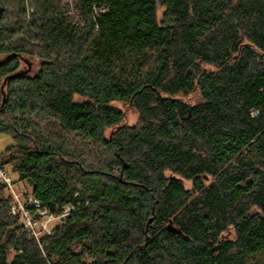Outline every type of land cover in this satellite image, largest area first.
Wrapping results in <instances>:
<instances>
[{"label": "trees", "instance_id": "trees-1", "mask_svg": "<svg viewBox=\"0 0 264 264\" xmlns=\"http://www.w3.org/2000/svg\"><path fill=\"white\" fill-rule=\"evenodd\" d=\"M0 135L70 208L0 181V264H264V0H0Z\"/></svg>", "mask_w": 264, "mask_h": 264}, {"label": "rangeland", "instance_id": "rangeland-1", "mask_svg": "<svg viewBox=\"0 0 264 264\" xmlns=\"http://www.w3.org/2000/svg\"><path fill=\"white\" fill-rule=\"evenodd\" d=\"M164 9H160L159 11V17L160 19L162 18V14H163ZM27 62L30 64V69L27 70L24 66H23V71H26L28 74L30 75H34L38 72L39 70V66H38V62L36 60L32 61V60H27ZM75 101L76 102H85L86 99L76 96L75 97ZM114 106H116L117 108L125 111L126 113V124L128 125H135L138 122V113L131 108L129 105L124 104V103H114ZM32 120L34 122H37L39 125H41L42 129L45 131H48L49 134H56L58 136L66 134L68 136H70V138L74 141H77V143L79 145L81 144V140L80 138L77 137V135L72 134L69 131H64L63 128L54 120L52 119H46L44 121L37 119L36 117H32ZM71 140V141H72ZM72 141V142H74ZM14 145V140L11 136L9 135H0V154L5 153V151L7 150L8 147ZM95 150V156L100 155L101 156V150L99 149H94ZM102 158L105 159L106 155L105 153H103ZM92 155V154H91ZM6 170L8 171V173L10 174L14 184H13V188L10 189L9 191L11 192V194L13 195L14 198V202L17 204V206L19 205V210H21L22 212V221L23 223L27 226H34L36 231L41 233V232H46V231H50L51 229L57 227L58 225H61V223L63 222V220L65 219V217H67L66 213L62 214L61 216H51L50 214H48L46 211L44 210H38L37 216H39V219H35L33 216H29L28 213L24 214L23 212V208H25L26 205H30V203L33 200V196H32V187L30 185H28L25 181L21 180L19 178V176L17 174H15L13 172L12 167L10 166H6ZM185 187L188 189L192 188V183L190 181H184ZM25 215H28V217H25ZM230 238L233 239L234 238V234L232 233L230 235ZM13 254H11L12 257Z\"/></svg>", "mask_w": 264, "mask_h": 264}, {"label": "built area", "instance_id": "built-area-1", "mask_svg": "<svg viewBox=\"0 0 264 264\" xmlns=\"http://www.w3.org/2000/svg\"><path fill=\"white\" fill-rule=\"evenodd\" d=\"M0 181L3 182L4 185H6L9 189H12L13 188L14 182H13L10 174L8 173V171L6 170V168H2L1 164H0ZM26 207H40V203L33 199L32 202L30 203V205H26L25 208H23L24 214H27L28 213L26 211ZM19 209H20L19 208V205H18V207H14L13 208V214H17L18 212H21V210H19ZM65 213L68 216L69 213H70V208H67L65 210L64 214ZM28 215H29V213H28ZM28 215H25V217H28ZM21 216H22V212H21ZM51 216L53 217V215H51ZM34 218L36 219V216H34ZM25 227L28 228V229H30V230H32L34 232L35 236H38L40 234L39 232L36 231V229H35L34 226L30 227V226H27L26 223H25ZM52 230L53 229H51L50 231H46V232L52 233Z\"/></svg>", "mask_w": 264, "mask_h": 264}, {"label": "water", "instance_id": "water-1", "mask_svg": "<svg viewBox=\"0 0 264 264\" xmlns=\"http://www.w3.org/2000/svg\"><path fill=\"white\" fill-rule=\"evenodd\" d=\"M170 230H172L174 233H176V234H178V235H181V232L178 231V230H176V229H174V228H171V227H170Z\"/></svg>", "mask_w": 264, "mask_h": 264}]
</instances>
